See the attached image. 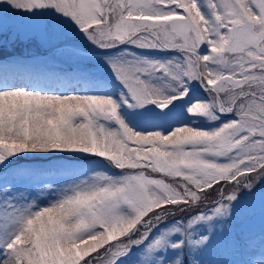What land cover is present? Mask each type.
I'll use <instances>...</instances> for the list:
<instances>
[{"label":"snow or ice","instance_id":"1","mask_svg":"<svg viewBox=\"0 0 264 264\" xmlns=\"http://www.w3.org/2000/svg\"><path fill=\"white\" fill-rule=\"evenodd\" d=\"M9 33L75 68L0 60V264H264V0H0Z\"/></svg>","mask_w":264,"mask_h":264},{"label":"rangeland","instance_id":"2","mask_svg":"<svg viewBox=\"0 0 264 264\" xmlns=\"http://www.w3.org/2000/svg\"><path fill=\"white\" fill-rule=\"evenodd\" d=\"M7 38L9 39V43L18 41L21 44V47L23 48L24 46H27L28 48V56L27 57H32V56H38V57H42V58H47L50 62L54 61V63H58L59 65L57 66H51V71L49 72V75H67L69 77L74 75V71L73 69L75 68V64L68 60L65 56L61 55L60 53H58L54 48H50V47H44L42 46V48L44 50L40 51L38 49H36V46L34 44H30V42H28V40L31 39H22V38H18V37H14L12 36L11 33H9L8 35H3L0 34V41H2V43H5L7 41ZM33 41V40H32ZM13 47H16L15 45H13ZM9 49L11 50L12 48L9 47ZM35 53V54H34ZM27 54V52H26ZM5 60V59H3ZM63 62H68L69 64H72L74 67L72 68V71H68V69H66L64 66H66L65 63ZM52 163H56V161H37V160H30V159H19L17 158V165L16 167L18 169H34V168H48L50 166V164ZM11 179V177H9ZM50 179L56 180L57 182H62L64 177L61 176L60 174H54L53 176L50 177ZM43 180H39V179H25V180H18L17 181V185L18 187H25V186H30L31 189L33 190V192H35L37 185L42 186L43 184ZM211 205H208L207 207H210ZM207 210V208L205 209ZM247 228H251L253 230H255L256 232L259 231L260 229V217H259V211L257 209L256 215L254 216V218H252L249 221H246L243 224H240L237 226V230L239 231L240 229H247ZM100 251H103V249H101Z\"/></svg>","mask_w":264,"mask_h":264}]
</instances>
